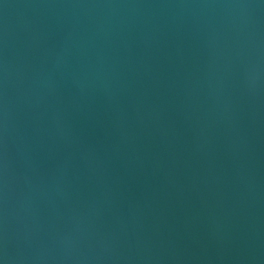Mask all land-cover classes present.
Instances as JSON below:
<instances>
[{
	"label": "water",
	"instance_id": "obj_1",
	"mask_svg": "<svg viewBox=\"0 0 264 264\" xmlns=\"http://www.w3.org/2000/svg\"><path fill=\"white\" fill-rule=\"evenodd\" d=\"M0 264H264V0H0Z\"/></svg>",
	"mask_w": 264,
	"mask_h": 264
}]
</instances>
